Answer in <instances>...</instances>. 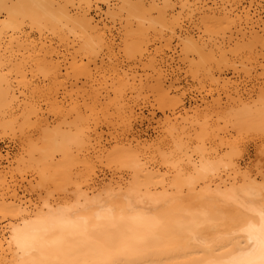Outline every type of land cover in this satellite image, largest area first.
Here are the masks:
<instances>
[{
    "label": "rangeland",
    "instance_id": "rangeland-1",
    "mask_svg": "<svg viewBox=\"0 0 264 264\" xmlns=\"http://www.w3.org/2000/svg\"><path fill=\"white\" fill-rule=\"evenodd\" d=\"M59 2L63 5L68 4L66 5L68 9L73 5L70 11L75 14L88 12L96 23L97 32H92L89 28L84 29L83 26L75 32L73 28L68 27L60 38V35L39 21L35 24L29 19L18 22V30H23L20 34H29V37L36 41L51 40L65 54L58 58L64 61L60 67L58 80L53 77L56 81L44 73L46 65L38 64L36 60L39 59L36 56L19 55L7 47L8 39L16 36L18 32L17 30L12 32L11 18L5 9L0 8V29L3 30L2 43L0 42L3 44L0 45V50L2 49L0 164L5 166L7 179L11 184L15 183L18 196L25 201L23 205H28V210L38 211L48 201L54 204L57 211L66 209L76 200V194L74 196L73 192L79 185L81 188L76 192L81 189L88 190L90 198L94 197L101 202L110 200L111 193L116 190L129 194L133 191L131 195L137 200L141 194L139 192L144 191L145 194L146 189L151 190V193L153 190L158 195L157 193L161 194L162 189L166 187L165 192L174 193L176 189L179 190L181 184L185 188L181 187L177 195L169 193V197L176 195L174 200L179 197L180 201H174L175 203L173 198L168 196L169 200L164 199L167 201L164 203L161 198L158 200L153 198L154 193L149 194L150 199L162 202L156 205V202H151L147 198L152 205L147 204L132 213L141 216L139 220L133 221L129 218L120 226L117 224L111 226V229H100L98 234H95L97 230L93 231L94 234H89L95 230V225L92 230L88 232L85 230L86 234L79 231V235L83 234L81 238L87 240L86 242L81 241V238L79 241L78 233L77 237H73L75 235L72 234L71 237L75 241L71 237L69 239L72 240L71 243L75 242L77 253L74 251L75 248H72L73 245L68 248L74 252L65 249V246H69L66 243L64 252L69 251L67 256V252L64 253L63 247H60L63 253L61 256L58 247L54 250L58 252H55L53 259L56 256L55 261L58 263V259L64 258L65 254L66 260L71 261L70 257L76 256L72 260L79 261L88 256L83 249H90L88 251L91 253L94 250L93 246L95 249L103 248L102 243L103 246L107 244L104 247L109 246V249L114 245L116 248L114 254L119 249L116 253L119 255L135 248L136 244H144V247L171 246L172 250H177L191 245L193 238L197 236L209 237L213 234L214 239L218 241L228 235L237 220L234 219L232 212L233 205L225 204L223 199L220 200L222 197H216L219 190L216 191L214 185L221 183L219 174L223 176L220 179L230 177L226 183L230 182V179L231 182H235L222 188V193L249 191L253 187L259 189V192H264V113H261L264 109L261 108L264 107L262 71L264 49L257 52L256 49L252 50L247 32L249 25L247 26L245 17L240 13L243 6L250 7V15L254 19L260 17L264 20V0H59ZM11 4V0H8L6 5ZM213 10L217 11L214 12L216 18L212 17ZM240 15L243 20L238 17ZM138 20H143L144 24L140 26ZM262 27L264 25H260L259 29ZM83 30L88 33H83ZM245 31L248 35L245 33L243 36L242 32ZM100 38L103 42L98 41ZM74 70H79L80 75H84L86 70H91V73H94L93 80H90L92 85L85 77L77 84L74 83L76 85L70 83ZM117 73L123 74L126 80L129 79V84L124 82L126 87L121 84L125 94L123 93L122 101L119 103L120 108L114 109L110 105L114 93L111 92L107 98L102 95L106 94L105 79L109 76L112 78ZM101 74L104 77H101ZM61 75L62 77L66 75L68 81L66 82L64 77L63 82ZM117 82L113 83L116 87ZM89 84L92 86L91 89ZM97 84H100L99 88H96ZM98 90L101 93L96 94ZM94 93L96 95L92 96ZM87 94L89 95L86 96ZM25 98L26 101L31 100L41 106V115L49 124L32 123L34 117H31L32 122L28 120V123L20 118L17 107ZM86 103L89 104L87 109ZM93 103L95 107L92 108L90 106ZM119 110L125 112L120 113ZM59 129L66 130L63 132L65 135L70 133L71 138L80 132L91 137L90 141L86 139L84 146L81 145L83 147L68 142L67 145L72 143L71 148L68 147L69 154L72 151L73 153L69 157L70 160L67 158L65 160H69L71 165L67 161L66 167L63 166L66 178L58 172L60 170L45 169L38 157L39 152L48 149L52 134ZM77 136L75 135L76 140ZM49 150H54L53 146ZM61 155L57 153L54 158L63 162L65 158ZM189 158H193L190 160L192 163L201 162L207 168V174L205 172L202 175L197 168L194 166L192 168ZM141 166L145 168L143 171L139 168ZM180 166H183L182 170ZM233 167H240V170L237 168L236 173ZM196 171L201 178L199 175L196 178ZM194 177L197 180L205 178L202 181L205 182V186L208 185V189L211 186L209 191L202 186L204 185L202 181L198 183L193 180ZM189 180L193 181L191 185L197 184L195 187L192 185L197 188L195 194L192 193L194 188L191 190L188 188V193L191 192L188 197L186 189L191 185H187L186 182ZM170 183H178L179 186L176 185L178 187L176 188L174 185L170 189ZM138 185H145L148 188L140 187L141 189H138L140 191L135 192ZM213 187L217 194L211 197ZM113 196L116 197L112 195L111 198ZM192 198H196V202L206 199V202L198 204ZM17 215L14 208L0 203V227L16 222ZM92 234L95 238L97 235L102 243L93 241ZM76 243H79L80 248L83 245L82 250ZM141 245L140 247H143ZM106 248L101 251L97 249L89 256L97 254L100 257H109L106 254L111 252L109 255L114 257L113 249L111 248L112 251L107 249L106 252ZM79 250L85 253L79 254L78 252H81ZM101 252L105 256H102ZM69 254L71 256L68 257ZM97 255H94V258Z\"/></svg>",
    "mask_w": 264,
    "mask_h": 264
},
{
    "label": "bare ground",
    "instance_id": "bare-ground-1",
    "mask_svg": "<svg viewBox=\"0 0 264 264\" xmlns=\"http://www.w3.org/2000/svg\"><path fill=\"white\" fill-rule=\"evenodd\" d=\"M7 2H8V0H0V8L5 9L6 12L8 13V16H10V18H11V27L13 30L12 32H15L16 30H17L16 32H18L16 36H14V37L10 36L11 37L10 39L7 38L9 40L7 47H9L13 53H16L19 55L27 54L29 56H34V57L36 56V58L39 59V60H36V62L38 64L42 63V64L46 65V66H44L45 67L44 73L47 74V76L49 75L50 77H52L51 79L54 81H56L55 79L58 80V78H59L58 75L61 73L60 67L64 61V59L59 60L58 58L60 56H64L65 54H63L61 52V49L58 47V45H55L51 40L50 41H36V40H33L32 38H30L29 34H22V33L20 34V32H22L23 30L22 29H21L22 31H20V29L18 30V26H19L18 22L24 21L23 19H29L32 22V24H35V23H37L36 21H39L43 25H46L48 28L52 29L53 32L60 35L59 36L60 38H62L63 35L66 33V29L68 27L73 28L75 30V32L78 30V28L80 26H83L84 29L89 28L92 32L97 30L95 27L96 23H94V20L89 16L88 12L75 14L74 12H72V10L70 11V9L73 8V5L70 9H68L66 7V5L68 6V4L63 5L59 2V0L58 1L57 0H11L12 4L9 6L6 5ZM72 4H74V3H72ZM69 5H71V4H69ZM222 8H221V10H222ZM233 9H234V7H233ZM226 11L228 12L229 10H226ZM226 11L224 10V12H226ZM214 12H217V11L213 10V16L212 17L216 18L214 15ZM236 13H238V12H236ZM240 13L243 14V17H245V20H246L245 22H246L247 26L249 25L248 26L249 30L247 29L248 30L247 31L245 29L249 33V35L246 33V31L242 32L243 34L242 33L241 34L244 36V34L246 33L248 36H250L251 40L249 39V41L251 42L252 50L256 49V52L262 51V49H264V32L261 33V31L264 30V27H262L260 29H259V27H260V25H264V24H262V23H264V20H262L260 17L254 19L253 16L250 15V7L246 8L245 6H243V8L240 9ZM238 17L241 18V15ZM241 20H243V19L241 18ZM137 22L140 26H142L144 24L143 20H138ZM22 23L23 22H21V24ZM40 23H38V24H40ZM22 26H23V24H22ZM96 26L98 27V25H96ZM243 27H245V26H243ZM241 28H240V30H241ZM2 31L3 30L0 29V40L3 37L2 36L3 34H1ZM68 31H70V30H68ZM83 33H88V32L83 30ZM12 34L13 33H11V35ZM76 38H77V35H76ZM89 40H91V39H89ZM99 40L103 42V40L101 38L98 39V41ZM3 41H5V40H3ZM96 41H97V39H96ZM0 42L2 43V40ZM78 42H79V40H78ZM1 43H0V45H1ZM195 44H197V43H195ZM248 46H249V44H248ZM1 48H3V47H1ZM250 49H251V47H250ZM0 54H1V52H0ZM54 59H57V60H54ZM262 66H264V65H262ZM40 67H42V66H40ZM262 69H264V68H262ZM59 70H60V72H59ZM262 71H264V70H262ZM111 73H108V74H111ZM71 74H72L71 75L72 80L70 81V83H73V84L76 83L77 84L78 81L80 82L81 78H83V77H85V79L87 81H90L92 79V76H93L92 74H94V73H91V70H86L84 75H80L79 70H74ZM62 75H61V77H62ZM97 75H99V74H97ZM53 77L55 79H53ZM64 77H62L63 82H64ZM101 77H104V76L102 75ZM105 77H107V76H105ZM44 79H46V78H44ZM65 79L67 82L68 81L67 77H65ZM101 79L104 80L103 78H101ZM114 79H116V81H118L117 84H118L119 88L113 85V83L116 82V81H114ZM102 80H101V82H102ZM109 80H111L110 83H108ZM128 80H126V77L123 74L120 75L119 73H117V75H115L112 78L109 76V78L105 79L104 83H105L106 94H104L102 96H105V98H107L110 96L111 92L114 93V97L112 99L113 100L112 104H110L112 108H114V109L120 108L119 103L122 101V96L124 93L123 92L124 88L122 89L123 85H121V84H124V82H127L129 84ZM90 82L92 85V81H90ZM95 82H96V80H94V83ZM50 83H52V82H50ZM53 83H56V82H53ZM76 84H74V85H76ZM100 84L102 85V83H100ZM100 84H97V87L95 85L93 87V89H95V87L99 88L98 86H100ZM128 84H127V87H128ZM109 85L111 86V88H109ZM119 85H121V86H119ZM124 85L126 87V83ZM49 86L51 87V85H49ZM64 86H66V84ZM88 86L90 87V84ZM91 87L89 89H91ZM116 88H118V89L116 90ZM56 90H55V93H57ZM85 91H83V92H85ZM99 92L100 91L98 90L96 92V94H99ZM88 93L90 94V92H88ZM89 94H87L86 96H88ZM96 94L94 93L92 96H95ZM97 98H98V96H97ZM96 100H95V103H96ZM97 101L100 102L99 100H97ZM92 102H94V101H92ZM85 106H86L85 109H87L89 104L86 103ZM40 107L41 106L34 103V101H31V100L26 101V98H25L24 102L22 100L21 102L18 103L17 110H19V112H20V118H22L27 123H28V120H29V122H32L31 117H34V122H32V123L46 124V123H48V121L46 118L42 117V115H41L42 110L40 109ZM90 107H92V108L95 107V104L93 103L92 106H90ZM261 108H264V107H261ZM261 108H260L259 112L261 111ZM262 111H264V109H262ZM262 111H261V113H264ZM118 112L123 113L125 111L119 110ZM63 130L64 129L56 130L52 134L51 140L49 141V144H48L49 147L47 146L48 149H45L44 151L39 152L38 157H39L41 164L44 166L45 169L60 170L61 172L60 171H58V172L61 173L64 178H66L65 169L63 168V166L66 167L67 161L71 165V162L69 161L71 158L69 159V157L72 156L73 151L70 152L71 154H69V149L71 148L70 145H72V143H74V145L80 144L79 146H81V145L84 146L85 141L87 142L86 139L88 138V140L89 139L91 140V137H89L88 134L85 135V133L80 132V133L75 134V135H78L77 136L78 141L75 139V135H73V138L76 140L75 141L73 138H71L72 136H70V133L67 134L68 135L67 136L64 133V132H66V130H64V132H63ZM68 138L71 141H69ZM66 141H67V143H66ZM68 142H72V143H70V145H67V144H69ZM76 142H79V143H76ZM51 146H53L54 150H49V149H51ZM83 146H81V147H83ZM68 147H69V149H68ZM57 153L62 154L61 156L63 158H65L63 160V162L58 161L57 158L56 159L54 158L55 154H57ZM1 155L2 154H0V158H1ZM67 155H68V157H67ZM64 156H66V157H64ZM66 158L69 160L65 161ZM192 159L189 158V161ZM199 163L200 164H197L195 161H194V163H192V161L189 162V164H192V168H193V166L195 169L197 168V171L200 174L204 175L205 172L207 174V171H206L207 168L203 164H201V162H199ZM70 165H68V166H70ZM143 166H145V165H143ZM143 166H141L142 168L139 167L140 170L145 169ZM182 167H181V170L183 169ZM178 168H179V166H178ZM237 168L239 169L240 167H237ZM237 168L233 167V169H234L233 171L236 173L238 172V171H235V170H237ZM68 170L71 173V170L70 169H68ZM68 170L66 171L67 173L69 172ZM184 171L185 170H183V172ZM198 172H197L196 178L200 176V174H198ZM70 173H68L69 176H71ZM221 176L222 175H220V174L218 176L221 183H219V182H218L219 184L216 183V184H218L217 187H216V184L214 185V187L216 188V191L219 190L218 191L219 195L216 196L217 193H216L214 187L212 189L213 190L212 192L215 193V195L211 192H210V194L212 195L211 197H213V196L222 197V198H220V200L223 199L225 201V204L227 203L230 206L233 205L232 206L233 207L232 212H234V219L237 220V222H236V225L234 227H232V230L230 231V233L228 235L221 237L218 241H216L214 239L213 234H210L211 236L209 235V237L207 235L197 236V237L193 238L194 241L191 243V245H188L186 247H183L182 249H177V250H172L171 246L144 247L145 246L144 244H143L144 246L140 244L141 246H143V247H140L139 244H136L135 248L126 250V251L122 252L121 254L117 255L116 253H118L119 249L116 250L117 252H115V254H114L115 246L112 245L114 247L111 246L110 249L111 248L113 249L112 254L114 255V257H111L109 255V253H111V252H108V250H110L109 246H108V248L104 247L105 245L107 246V244H104V246H103L102 241L100 242V239L97 237V235H96V238H95V235H93L96 230H97V233L95 232V234H98V233H100L99 232L100 229L101 230L102 229L107 230L111 226H115V225L117 226V224H118V226H120L122 223H124V221L126 222L129 218L132 219L133 221L139 220L142 217L139 215H133L132 213L137 212L138 210H140L142 207H144L147 204L152 205L151 202H153L154 199H150V195H153V193H154L153 198H155L156 200L161 198L162 201H164V203H165V202H167V201H165L167 196L169 197L172 194H176V195L179 194L180 188L184 187V186H182V184H181V186L179 187V190L176 189V191H178L177 193H176V191H175V193L172 191H170V192L167 191L168 195L166 194L167 192H165V190H167V187H166V189L163 187L165 189V190L162 189V192L164 191L163 192L164 194L162 192H161V194H160V192H158L157 193L158 195H156L155 191L152 190L153 193H151L150 192L151 190L148 191L146 189V188H148V186H145V185L139 186L138 185L139 186L138 188L135 187V192L138 189H141L143 187L144 189H146L145 190V194H147L146 196H148L149 194L150 195L148 197H146V196L144 197V195H145L143 193L144 191L141 192L140 190H138L137 192L140 191L139 193H141L140 195H142L143 198H141L140 195L139 196L137 195L139 197V199H137V200H136V197L134 199L133 195H131V193L133 191L130 194L124 193V192L121 193V191L119 189L120 187H118V190L120 191V193L117 192V190H116V192L114 191L111 193L112 195H115L116 197L118 196L117 198L114 196L111 198V196H112L111 195L110 200L107 199L106 201L104 200L103 202H101L98 199H94V197L90 198L88 195V190L85 191V189L84 190L81 189V191L76 192L77 189L80 190V188H81V185H79L78 187H76V190H74V192H73L74 196L76 194V197H75L76 200H74V203L71 206L67 207L66 209L57 211L54 208V204L47 201V204L45 203V206H42L41 209H39L38 211H35L33 209L28 210V205H26V204H25V206L23 205V203H25V201L23 202L21 200V198L18 196L17 190L15 188V183L11 184V181L7 179V177L5 175V166H2L0 164V191H1L0 192V200H1L0 203L5 205V206L7 205V206L14 208L18 213V215L16 216V219H15L16 222H10L8 225L0 227V264H264V192H261V191L259 192V189H257L256 187H253V189H251L249 191L245 190L242 192L232 191V192H228V193H225V192L222 193V191H221L222 188L228 187L227 186L228 184L232 185L235 182L234 183L231 182V179H230L229 180L230 182L226 183L225 181L227 179H229L230 177L228 176L229 178L225 177V179L224 178L220 179ZM199 178H201V176ZM231 178H232V180L234 179L233 177H231ZM67 179H68V176H67ZM203 179H205V178L197 180L194 177L193 180H196V182L199 183V181H202ZM207 180H210V179H207ZM74 181H76V180H74ZM189 181H187L188 183L186 182L187 185H191L190 183L193 182L192 180H189ZM210 181H208L209 184H210ZM76 182L79 183L78 181H76ZM76 182H74V183L76 184ZM215 182H213V183H215ZM74 183H72V184L75 186ZM162 183H163V185L165 184V182H162ZM162 183H161V186H163ZM204 183L205 182H203L202 184H204ZM213 183H211V184H213ZM171 184L172 183H170V187L171 186L174 187V185H175V187L178 188L176 186V185H178V183L172 184V185ZM186 184L184 183V185H186ZM192 185L195 187L197 184H195V185L192 184ZM192 185H191V187H192ZM166 186H169V185H166ZM202 186H205V184ZM207 186H205V187L208 189ZM149 187L151 189V186H149ZM191 187L190 186L187 187V189H186L187 193L189 192L188 188L190 190L194 188V187H192V188ZM196 188H194L192 190V193L195 194ZM210 188H211V186H210ZM217 188H219V189H217ZM170 189H172V187ZM209 189H208V191H209ZM198 190H199V188H198ZM147 191H148V193H147ZM169 193H170V195H169ZM190 193H188V194L185 193V194L189 197ZM155 195H156V197H154ZM159 195L163 196L164 198L160 197ZM176 195L175 196L173 195L169 198H173V202L174 201L178 202V201H180L179 197L177 198V200H176V198L174 200V197H176ZM183 195H184V193H183ZM183 195H182V197H183ZM186 195H184V196H186ZM207 195H209V194H207ZM200 196L201 195L199 194V197ZM191 197H192V195H191ZM193 197H195V196H193ZM196 197H197V199L199 198L198 196H196ZM205 197H206V195H205ZM115 198L117 200H115ZM202 198L204 199V197H202ZM112 199H114V201H112ZM145 199H147V200H145ZM203 199L199 200L200 202H196V198H195V199H193V201H195L198 204H201V203L206 202V199H205V201H203ZM215 199H219V198H215ZM187 200H190V199L188 198ZM211 200H212V198H211ZM154 202H156V201H154ZM161 202H156V205H157V203L160 204ZM259 207H261V208H259ZM127 215L129 217H127ZM32 217H34V218H32ZM94 225L96 227L95 230L93 229ZM85 230L87 232L92 230L89 234L93 233L92 234L94 236V237L92 236L94 238L93 241L96 240L97 242L102 243V245L101 244H99V245H101L103 248H106V250L108 249L106 251V252H108V254H106V252H105V254L109 257H100V255L98 256L97 254H93L92 257H90L89 255L92 254V252L97 251V249H99L101 251V249H103V248L100 249L97 247V249H95L96 247L93 246L92 249H94V250L91 251V253H90V251H88L90 249L87 250V248H86V250L89 253L88 254L87 251L84 249H83V251H85L86 253L81 251L83 248V245H81L82 248H80L79 243L78 244L76 243L78 245L77 247H79L81 249V250H79L81 252H78V253L79 254L85 253L90 258L87 256L86 258H82V260L80 259L79 261H73L72 260L73 257L76 258V256L72 257L69 254L68 257L71 256L70 257L71 261H70L68 259L67 260L65 259V254H64V258L60 257L61 259H58V263H57V261H55L56 256L54 259H53V257H54V255H56L55 252H58V251L54 252V250L58 249V247H59V252L61 251V256H63V253H62V250H60L61 249L60 247H63V252H64V250L67 249L68 247H70V246L72 247V245L74 246L75 242L71 243V241L73 240L72 238L77 237L76 234L79 231H80V233L82 231V233L86 234ZM72 234L75 236H73ZM71 235L73 237H71ZM81 235H83V234L79 235V233H78V237L80 236L78 238L79 241L82 239ZM66 236H68V237H66ZM69 237H71V239H72L71 241H70ZM85 237L88 238L89 236H85ZM93 238H91V239H93ZM66 239H68L69 241H66ZM91 239H89V240H91ZM73 241H75V240H73ZM81 241H84V240L82 239ZM86 241L87 240H85L84 242H86ZM68 242H70L71 244ZM60 243L62 245H60ZM64 244L69 245V246H65ZM137 245L139 246V248ZM64 246L66 247L65 249H64ZM85 247L86 246L84 245V248ZM91 247H92V245H91ZM72 248H75V250H74L75 252L78 250V249L76 250L75 246ZM112 249L110 251H112ZM68 250H71V249L68 248ZM68 250H66L64 252V253L67 252L66 256L69 252ZM71 251H73V250H71ZM103 251H105V250H103ZM53 252L55 254H53ZM96 253H98V252H96ZM101 253H102V256H105V255H103V252H101ZM58 254H60V253H57V255ZM73 255H74V253H73ZM94 255H97V256H95V258H94ZM115 255H117V256H115Z\"/></svg>",
    "mask_w": 264,
    "mask_h": 264
}]
</instances>
